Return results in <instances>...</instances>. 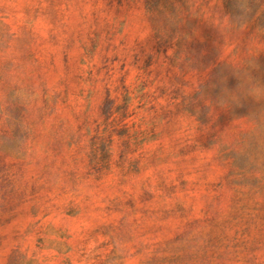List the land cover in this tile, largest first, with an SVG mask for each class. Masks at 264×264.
<instances>
[{
	"label": "rangeland",
	"instance_id": "obj_1",
	"mask_svg": "<svg viewBox=\"0 0 264 264\" xmlns=\"http://www.w3.org/2000/svg\"><path fill=\"white\" fill-rule=\"evenodd\" d=\"M0 264H264V0H0Z\"/></svg>",
	"mask_w": 264,
	"mask_h": 264
}]
</instances>
